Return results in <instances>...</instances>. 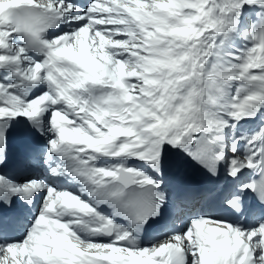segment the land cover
<instances>
[{
    "label": "snow or ice",
    "instance_id": "6c2138e0",
    "mask_svg": "<svg viewBox=\"0 0 264 264\" xmlns=\"http://www.w3.org/2000/svg\"><path fill=\"white\" fill-rule=\"evenodd\" d=\"M5 208L0 264H264V0H0Z\"/></svg>",
    "mask_w": 264,
    "mask_h": 264
}]
</instances>
